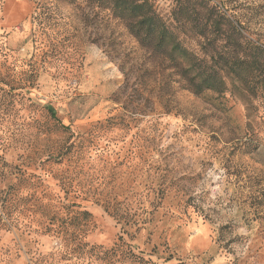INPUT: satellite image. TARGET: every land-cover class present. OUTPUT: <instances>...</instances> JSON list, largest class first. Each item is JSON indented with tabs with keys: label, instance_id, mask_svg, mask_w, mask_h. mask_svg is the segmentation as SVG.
I'll return each instance as SVG.
<instances>
[{
	"label": "rangeland",
	"instance_id": "rangeland-1",
	"mask_svg": "<svg viewBox=\"0 0 264 264\" xmlns=\"http://www.w3.org/2000/svg\"><path fill=\"white\" fill-rule=\"evenodd\" d=\"M210 2L264 41V0ZM256 76L197 97L94 1L0 0V264H264Z\"/></svg>",
	"mask_w": 264,
	"mask_h": 264
},
{
	"label": "trees",
	"instance_id": "trees-1",
	"mask_svg": "<svg viewBox=\"0 0 264 264\" xmlns=\"http://www.w3.org/2000/svg\"><path fill=\"white\" fill-rule=\"evenodd\" d=\"M86 1L99 4L140 47L163 55L184 91L197 97L222 93L232 80L254 94L261 87L254 81L264 67V41L245 38L235 26H241L238 18H227L210 0H173L172 22L147 1ZM187 32L201 40L198 52L187 46Z\"/></svg>",
	"mask_w": 264,
	"mask_h": 264
}]
</instances>
